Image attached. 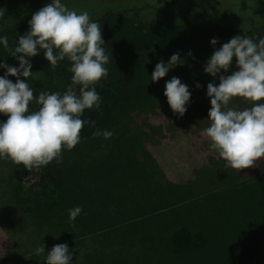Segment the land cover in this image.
<instances>
[{
    "label": "rangeland",
    "instance_id": "374dc122",
    "mask_svg": "<svg viewBox=\"0 0 264 264\" xmlns=\"http://www.w3.org/2000/svg\"><path fill=\"white\" fill-rule=\"evenodd\" d=\"M50 2L51 0H0V8L9 13L31 15ZM63 2L69 9L88 13L107 9L130 11L147 6L163 11L169 5L173 12L180 13L194 8L202 10L205 3H217L224 4L225 11L232 8L238 17L251 19L259 29L264 28V0ZM214 11L218 15L222 12L221 8ZM146 17L143 16L148 20ZM174 35L171 34L173 39L167 41V52L172 55L179 53L180 57L187 58L186 43ZM9 45L13 47L14 43L9 42ZM215 50H209L211 52H207L206 56H211ZM6 54L0 47L1 63L6 62ZM147 70L150 74L139 75L135 85L142 98L149 95L146 100L154 98V101L136 106L131 115L125 114L117 122L115 119L102 122L98 130L113 132V127L116 130L111 138L95 136L91 140L81 141L70 151L62 152L61 164L68 172L67 178L70 176L69 185L67 184L71 192L70 200L83 209L74 222L69 220V215L64 216L60 212L47 224L39 216L22 215L15 208L17 205H14V194L9 182L15 164L0 160V262L44 264L43 256H31L35 247L53 241L54 244L48 247L52 248L61 244L59 241L64 238L78 236L89 228L100 229L101 225L109 222L114 224V228L90 235L82 241L68 243L69 250L73 251V264H231L235 254L247 247L257 230L256 226L264 218V158L258 160L256 166L240 172L226 168V162L209 149L208 139L200 135L209 126L208 116L195 113L191 117V123H187L170 115V106L163 94L165 83L170 79L165 76L153 83V71ZM233 70L237 69L232 64L228 73L221 74L230 75ZM181 82L187 87L196 88V84L191 86L185 81ZM208 82L218 85L219 77L214 80L209 75ZM206 92L207 88L204 95ZM231 106L242 110L251 105L240 98H234ZM6 119L7 116L0 114V121ZM151 171L161 173L175 195L171 193L172 196L168 194L166 198L162 197L163 202L166 201L165 211H153V217H137L122 224L124 219L137 215L132 202L145 198L144 183L150 182ZM230 178L236 179L231 186L226 185ZM200 180L195 191L222 186L208 194L189 198L190 192L194 191ZM132 184L136 185L135 192L125 194V188ZM149 185L151 189L154 188L152 191L158 192L154 184ZM177 196H181L184 202H180ZM157 199V196L152 197L151 201L155 202ZM122 203L129 204L131 208L122 210L125 208ZM174 226L198 228L204 234L205 243L194 240L192 243L197 242L199 248L174 254L169 241H165L168 239V236L165 238V232L169 233V230L175 229ZM163 227H166L165 232ZM6 257L8 262L4 261ZM259 257V264H264V243Z\"/></svg>",
    "mask_w": 264,
    "mask_h": 264
},
{
    "label": "clouds",
    "instance_id": "9594fccd",
    "mask_svg": "<svg viewBox=\"0 0 264 264\" xmlns=\"http://www.w3.org/2000/svg\"><path fill=\"white\" fill-rule=\"evenodd\" d=\"M4 11L0 10V33L5 30ZM28 23L29 31L20 36L15 47L9 45L7 36L0 35V47L19 65L0 63V69L6 70L0 76V114L7 116L0 121V160L23 165L31 172L53 161L60 164L62 152L81 142L82 128L95 127V121L81 117L86 110L101 108L97 86L108 77L110 56L100 24L87 11L69 9L63 0H51ZM218 42L213 38L210 44L215 47ZM40 52L53 69L64 60L70 62L71 82L63 93L41 91L34 96L29 84L33 75L30 60ZM233 58L237 70L222 75L229 72ZM183 64L179 53L173 54L167 63L156 64L151 81H159ZM204 72L214 80L219 77V84H207L209 126L200 135L208 139L209 149L226 162V168L240 172L256 166L264 158V38L257 42L247 36L232 37L213 52ZM9 76L16 77L15 83ZM163 94L173 115L183 117L191 97L187 85L172 77ZM234 98L251 106L242 110L232 107ZM33 103L38 105L36 110H30ZM94 136L109 139L113 132L97 130ZM82 210L81 206L69 209V220L74 222ZM33 256H43L44 264H73V251L67 243L56 244L47 253L44 244L37 246Z\"/></svg>",
    "mask_w": 264,
    "mask_h": 264
},
{
    "label": "trees",
    "instance_id": "16d2710c",
    "mask_svg": "<svg viewBox=\"0 0 264 264\" xmlns=\"http://www.w3.org/2000/svg\"><path fill=\"white\" fill-rule=\"evenodd\" d=\"M204 5L202 10L194 8L183 10L180 13L173 12L170 5L167 10L163 11L147 6L130 11L107 9L101 12L89 13L92 19L101 26V34L105 43L104 47L110 59L106 66L109 71L108 77L97 86V92L101 96V108L99 110H86L81 117V119L95 121V127L85 126L82 128L80 133L81 141L93 139L95 137L94 133L102 122H111L114 119L117 122L125 114H127L126 116L131 115L133 109L140 107L141 104L145 102V104H149L154 101V98L146 100L149 95L142 98L141 92L136 88L135 80L142 73H149L147 68L154 71L157 63L160 61L167 63L169 61L172 53L167 52L169 47L167 41L171 38V34H175L174 36L177 39L186 43L188 55L187 58H185L186 56L180 57L184 64L170 69L166 76L169 79L178 77L181 81L187 82L188 85L195 86V84H199L201 87L192 89L188 86L191 97L183 117L178 118L177 115H173L169 107L170 115L187 123H191V117L195 113L208 116L211 107L210 98L204 95V92L207 88L206 85L209 83V75L204 72V66L211 56H206L207 52L219 48L236 35L247 36L258 42L260 38H264V28L259 29L253 24L254 22L251 19L238 17L232 8H227V11H225L224 4L207 5L205 3ZM216 8H221L222 10L219 15L214 11ZM32 15H21L5 11V30L0 35L7 36L8 41L13 42V47H15L20 36L29 31L28 22ZM145 15L148 20L143 18ZM213 38L219 41L215 47L210 44ZM4 59L7 65L19 66L18 61L9 54H6ZM30 62L33 75L29 78V84L33 88L34 96H37L41 91L50 93L60 91L63 93L70 84L72 73L68 71L71 65L67 60L62 61L57 68L53 69L44 58L43 52H40L39 55L32 57ZM233 65L235 66V58H233ZM5 71V69H0V76H3ZM8 79L15 83L16 77L9 76ZM21 79L23 80L24 78L21 77ZM29 107L30 110H36L38 105L33 103ZM166 111L168 110L166 109ZM112 130L113 132L116 131L114 127ZM121 134L123 135L124 133ZM117 149L120 150L119 148ZM143 149L146 152L145 148ZM153 170H155L154 165ZM11 173L9 182L14 194V205H17L15 208L22 215L39 216L38 218H41L47 224L57 213L60 212L64 216H68L69 209L77 206L73 203V200H70L71 192L67 188L70 176L68 175L67 178L68 172L61 163L57 164L53 161L46 167L33 168L31 172L23 168V165H15ZM159 174L152 172L150 182L144 183L145 198L138 201L133 200L132 202V208L135 209L137 215L124 219L121 221L122 224L137 217H153L155 214L153 211L161 212L160 210L165 211L167 209L165 207L166 201L163 202L162 197L166 198L168 194L172 196L171 193L174 194V192L171 191L169 183L163 179V175ZM230 179L226 185L231 186L236 182L235 178ZM149 183L155 185L158 189L157 193L154 190L152 191L154 188L151 189ZM200 183L201 180L197 181L194 191L190 192L189 198L208 194L211 191H215L218 187L211 186L209 190L201 189L199 190L200 192L195 191ZM226 185L223 184V186ZM135 187L136 185L134 184L126 187L124 190L125 194H133ZM138 194L135 193V195ZM156 196L159 199L155 200V203L151 201V198ZM177 197L180 202H184L181 196ZM127 203L125 205L122 203L125 208L122 206L120 208H123L122 210L131 208ZM162 203L163 205H161ZM150 212H153V214ZM113 225L109 222V224L101 225L100 229L89 228L78 236L64 238L59 242L68 244L72 241H82L88 239L90 235L103 233L108 229L114 228ZM174 227L175 229L169 230V233L168 231L165 232L166 227L162 228L163 232L166 233V236L164 235L165 238L168 236L165 241H169V247H171L174 254L178 255L194 248H199L197 242L205 243L204 234L198 228H189L188 226ZM256 229L247 247L235 254L231 264L260 263L259 251L264 243V218L256 226ZM194 240L197 242L192 243ZM53 244V241H49L46 244V253L52 249L48 247ZM7 257L4 260L5 262H8ZM3 263L0 262V264Z\"/></svg>",
    "mask_w": 264,
    "mask_h": 264
}]
</instances>
